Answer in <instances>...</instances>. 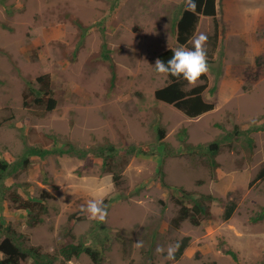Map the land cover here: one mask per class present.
Wrapping results in <instances>:
<instances>
[{
  "label": "rangeland",
  "instance_id": "obj_1",
  "mask_svg": "<svg viewBox=\"0 0 264 264\" xmlns=\"http://www.w3.org/2000/svg\"><path fill=\"white\" fill-rule=\"evenodd\" d=\"M184 3L0 0V152L15 165L27 146L89 147L109 140L120 151L132 145L142 151L131 157L121 186L102 159L87 171L76 157H35L28 168L12 171L3 185L2 218L27 245L55 256L62 246L86 240L104 249L102 264H264V221L252 222L264 206V179L250 186L264 168V0H219L221 36L213 60H207L208 89L219 81L215 97L206 93L215 109L198 118L155 98L169 81L153 66L162 53L179 47L173 19ZM214 23L201 17L195 34L212 36ZM104 44L109 61L102 56ZM205 47H211L208 39ZM46 75L57 108L25 106V93L39 89L38 78ZM157 122L166 128L163 141ZM237 126L239 136L222 146L214 170L185 147L221 140ZM161 168L171 188L161 185ZM20 185L26 198L47 206L42 223L32 226L28 212L13 203L9 195ZM179 188L212 195L211 219L176 228ZM45 193L51 196L42 200ZM99 195L107 207L105 222L81 212ZM231 202L237 209L225 220ZM185 237L191 241L179 261L156 252ZM138 240L142 248L133 247ZM67 264L95 262L84 254Z\"/></svg>",
  "mask_w": 264,
  "mask_h": 264
},
{
  "label": "trees",
  "instance_id": "obj_2",
  "mask_svg": "<svg viewBox=\"0 0 264 264\" xmlns=\"http://www.w3.org/2000/svg\"><path fill=\"white\" fill-rule=\"evenodd\" d=\"M218 5L219 0H197V9L195 13L185 11L184 6L178 7L179 12L173 19V28L177 36V42L179 47L184 46L187 49H191L190 45L192 36L196 33L198 25L200 23L201 17H211L215 22V30L212 36L208 37V42L211 47L206 48L207 50V60H213L214 54L219 46V40L221 36V26L218 20ZM107 44H104V60H110L109 51L106 52ZM175 49H170L165 51L159 56V59L165 62L171 58L172 51ZM106 52V53H105ZM208 62V61H207ZM258 64H261V58L257 59ZM114 68V65H111ZM260 71L255 75V79L258 80ZM115 78V75L113 76ZM168 77V84L158 89L155 92L156 100L172 105L177 110L184 113L189 118H198L206 113H209L215 109V104L208 100L206 97L209 88V78L207 73L200 77L195 85H189L182 78L177 79L170 76ZM38 82L41 87L39 89H32L30 93H25V106H36L43 107L48 103L47 110L49 112L54 111L57 108V100L53 97V91L51 87V81L49 76H42L38 78ZM200 82V84H198ZM219 81L216 82L215 86L209 90V95L215 97L218 91ZM33 96V105L30 102V96ZM49 96L48 100L45 99ZM14 116L9 117L7 122H11ZM158 139L163 141L166 138V128L157 122ZM184 134H187V130L184 129ZM240 128L237 126L234 132H229L223 139L214 141L208 145L199 144L194 146L193 144H186L185 147L188 152H193L192 154H198L206 158V165L214 170L218 164L215 161L216 157L221 151L224 145H233V138L239 136ZM232 142V144H231ZM57 144V143H56ZM254 143L249 142V149L251 153L254 150ZM141 148L132 145L127 150H118L116 145L109 140H105L103 143L97 145H91L89 147H81L72 142H67L64 147H57L55 149H47L42 146H27L23 155L22 160L18 161L15 165L10 161L9 157L5 156L0 152V201L3 193L4 181L11 174L12 171H17L19 168H28L31 164V159L39 157L40 159H47L52 155L58 156H69L76 157L84 161L82 167L89 171L96 162L97 159H102L104 163V170L106 172L112 173L116 185L121 186L125 184L123 179V171L128 165L131 157L139 154ZM165 171L163 168L160 170V183L166 188H171V185L165 180ZM264 179V168H262L256 178L251 182L250 186L254 183ZM18 191H13L10 193V197L13 203L17 206L18 210L28 212L29 223L32 226L40 224L43 222V212H47V206L41 201H36L33 197H25L22 194L20 188ZM181 197L176 198V202L181 205L177 216L173 219V224L176 228H180L182 224L186 221L191 222L194 226H199L203 221L209 220L212 217V210L209 204L210 201H214L215 198L212 195H204L197 197V193L190 192L184 188L178 189ZM51 196L50 193H45L42 200ZM188 200V205L186 203ZM237 209V204L231 202L227 204L224 218L225 220H230L235 214ZM76 216V215H74ZM82 220V218L78 219ZM264 221V206L261 208L260 212L253 217V223H262ZM4 240L1 241V238ZM191 238L185 237L179 243V249L175 253L174 261H179L184 255L186 249L190 244ZM227 254L233 256L237 259L236 253L228 249ZM88 255L95 264H102L104 259V249L98 245L90 244L86 240H81L80 243H68L62 246L58 252V255H51L49 253H44L40 247L27 245L24 240V236L12 226L6 227L2 218V209L0 207V264H57V261L61 260L64 264L71 262L73 259H79L82 255Z\"/></svg>",
  "mask_w": 264,
  "mask_h": 264
},
{
  "label": "clouds",
  "instance_id": "obj_3",
  "mask_svg": "<svg viewBox=\"0 0 264 264\" xmlns=\"http://www.w3.org/2000/svg\"><path fill=\"white\" fill-rule=\"evenodd\" d=\"M196 9L197 0H185V11L195 13ZM207 39L208 37L205 33L194 34L191 38V49H187L184 46L176 48L172 51L171 58L166 62L159 58L156 59L153 66L155 73L177 79L182 78L189 85H195L200 77L209 71L205 47ZM81 212L86 213L90 219L100 222H105L108 216L102 195L89 199L86 205L81 206ZM179 246V242L168 245L166 250L163 246H158L156 252L163 255L165 260H174ZM133 247L142 248L143 241L138 240L133 244Z\"/></svg>",
  "mask_w": 264,
  "mask_h": 264
},
{
  "label": "crops",
  "instance_id": "obj_4",
  "mask_svg": "<svg viewBox=\"0 0 264 264\" xmlns=\"http://www.w3.org/2000/svg\"><path fill=\"white\" fill-rule=\"evenodd\" d=\"M202 17H205V16H202ZM208 18H211V17H208ZM201 21V20H200ZM214 26H215V23H214ZM221 26V25H220ZM221 28V27H220Z\"/></svg>",
  "mask_w": 264,
  "mask_h": 264
}]
</instances>
